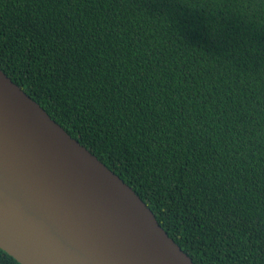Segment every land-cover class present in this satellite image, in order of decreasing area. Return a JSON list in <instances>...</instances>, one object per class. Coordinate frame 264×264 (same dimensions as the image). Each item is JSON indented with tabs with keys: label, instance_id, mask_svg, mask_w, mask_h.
I'll return each instance as SVG.
<instances>
[{
	"label": "trees",
	"instance_id": "obj_1",
	"mask_svg": "<svg viewBox=\"0 0 264 264\" xmlns=\"http://www.w3.org/2000/svg\"><path fill=\"white\" fill-rule=\"evenodd\" d=\"M0 69L194 264H264V0H0Z\"/></svg>",
	"mask_w": 264,
	"mask_h": 264
},
{
	"label": "water",
	"instance_id": "obj_2",
	"mask_svg": "<svg viewBox=\"0 0 264 264\" xmlns=\"http://www.w3.org/2000/svg\"><path fill=\"white\" fill-rule=\"evenodd\" d=\"M0 248L20 264H194L132 187L1 69Z\"/></svg>",
	"mask_w": 264,
	"mask_h": 264
},
{
	"label": "bare ground",
	"instance_id": "obj_3",
	"mask_svg": "<svg viewBox=\"0 0 264 264\" xmlns=\"http://www.w3.org/2000/svg\"><path fill=\"white\" fill-rule=\"evenodd\" d=\"M148 206V205H147Z\"/></svg>",
	"mask_w": 264,
	"mask_h": 264
}]
</instances>
